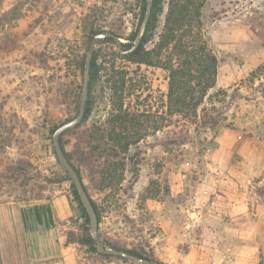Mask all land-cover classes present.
Here are the masks:
<instances>
[{"label": "rangeland", "instance_id": "374dc122", "mask_svg": "<svg viewBox=\"0 0 264 264\" xmlns=\"http://www.w3.org/2000/svg\"><path fill=\"white\" fill-rule=\"evenodd\" d=\"M142 1L0 0V204L57 200L62 216L59 255L36 264H142L100 252L95 244H80L79 238L88 234L104 248L139 249L163 264H187L177 256L188 250V243L169 237L194 217L184 209L200 206L195 196L210 187L219 200L220 183L227 178H241L244 186L238 183L237 189L245 188L264 214V68L255 72L264 64V0H204L202 33L218 64L215 85L196 114L168 113L167 69L122 57L114 40L93 39V32L109 30L132 47L133 33L145 17ZM168 1L163 0L146 50L159 40ZM90 49L99 69L92 111L64 132L66 150L92 125H107L117 99L113 89L121 81L123 109L137 119L135 128L145 131L128 151L139 161L135 182L127 162L118 170L122 183L106 189L83 172L100 215L94 233L84 231L71 181L51 141V131L79 111L81 61L85 65ZM171 58L170 45L161 60ZM224 129L236 132L232 150L221 147ZM258 223L257 241L208 242L205 264H224L230 252L234 264H264V218ZM244 244L252 245L253 250L247 246L244 251H253V257L240 260Z\"/></svg>", "mask_w": 264, "mask_h": 264}, {"label": "trees", "instance_id": "16d2710c", "mask_svg": "<svg viewBox=\"0 0 264 264\" xmlns=\"http://www.w3.org/2000/svg\"><path fill=\"white\" fill-rule=\"evenodd\" d=\"M162 3L163 0H152L150 15L143 29L138 46L128 53H121L118 50V54L136 63L157 65L167 69L169 71L167 93L168 113L174 114L191 111L196 114V110L202 104L207 91L215 85L218 64L216 56L208 47L202 33L200 9L203 6L204 0H169L165 22L159 40L152 49L146 50L144 43L152 35L153 28L158 20V15L162 10ZM145 11L146 0H143V17ZM98 32L101 31L93 32V35ZM136 33L137 30L133 33L134 37ZM105 39L109 41L113 40L110 37H106ZM170 45L172 58L168 62H165V60H161V53ZM130 47V45L122 44V50ZM83 67L84 59L81 61L82 72ZM263 68L264 64L258 66L255 72H259ZM98 72L96 55L94 54L89 65L88 95L82 121H85L92 111V91L97 80ZM123 84L124 82L121 81L119 87H114L113 89V94L117 99L112 104L113 110H111L106 120L107 125L105 127L92 125L86 131L81 132L79 136L76 135L71 151L66 150L62 139L65 131L59 136V143L65 158L81 179L83 187L97 215L98 222L100 215L97 204L90 197L87 186L83 183V172L87 173L90 182L93 184L96 182L100 188L105 189L112 186L113 183H122L124 180L123 173H118V170H122L126 162L131 165L132 182H135L138 176L137 166L139 161L133 158V154L129 155L128 151L131 146L137 145L142 136L145 135V131L141 132L144 129L135 128L137 126V119L131 113H128L126 109H123L122 95H118L119 90H122L121 87H123ZM130 125L132 126V130L129 128ZM64 176L70 180L66 171ZM70 186L74 200L77 202L81 216L86 223V228L84 229L86 232L89 228L88 216L72 182ZM78 242L80 244H88L92 248H94L95 244L94 239L89 234L86 237L79 238ZM109 247L111 249L125 251L135 257L146 258L145 253L139 249H121L117 246ZM149 256L146 259L156 264H163L160 261L154 260L151 257V253Z\"/></svg>", "mask_w": 264, "mask_h": 264}, {"label": "crops", "instance_id": "0c3cea01", "mask_svg": "<svg viewBox=\"0 0 264 264\" xmlns=\"http://www.w3.org/2000/svg\"><path fill=\"white\" fill-rule=\"evenodd\" d=\"M235 136L236 132L224 129L221 134V147L232 150ZM227 179L220 183L219 200L213 196L210 187L204 188L200 197L196 195L200 206L184 209L187 216L189 214L194 217H187L185 229L169 237L176 238L178 243H188V250L177 256L187 264L206 263L208 242L248 243L258 240L255 227L259 225L260 217L264 218L263 211L255 205L254 199L247 194L245 188L237 189L241 178L236 181ZM240 186L243 187L244 182ZM57 202L40 199L27 204H0V264H36L59 255L61 243L57 223L62 216ZM247 246L253 250L250 244L241 245L238 259L247 260L253 257V251L248 255L244 251ZM224 256V264H234L229 260L234 257L231 252ZM218 262L217 260L216 264Z\"/></svg>", "mask_w": 264, "mask_h": 264}, {"label": "water", "instance_id": "95a60500", "mask_svg": "<svg viewBox=\"0 0 264 264\" xmlns=\"http://www.w3.org/2000/svg\"><path fill=\"white\" fill-rule=\"evenodd\" d=\"M151 6H152V0H147L146 14H145L144 20L142 21V23L139 27V30L137 32L134 44L131 48H129L127 50H122V43L120 40L121 38L117 34L113 33L112 31H109V30L96 33L93 36V39L110 37L115 41L117 48L121 53L131 52L139 44L140 33L148 21L150 11H151ZM91 55H92V49H90L86 55V61H85L84 71H83V82H82V91H81L79 111L75 117H73L70 120L63 122L62 124H60L58 127H56L54 129V131L52 133L51 140L53 143L56 159L63 166L65 171L67 172V174L70 178V181L73 183V185L77 191V194L79 196V199H80V201H81V203H82V205L86 211V214H87L88 219H89V231L91 233H94L98 228L97 215H96L95 210H94V208L90 202V199H89V197H88V195H87V193L83 187L81 179L79 178L77 172L72 167V165L69 163V161L65 158L64 152H63V150L60 146V143H59V136L64 131H66L67 129L79 124L83 118L84 109H85V100H86V95H87V90H88L89 65H90ZM95 247L100 252H107L109 254L118 255V256L123 257V258L133 259V260L140 262L142 264H156V263L150 261L149 259L135 257L132 254L127 253V252L122 251V250L104 248L98 242V240L96 238H95Z\"/></svg>", "mask_w": 264, "mask_h": 264}]
</instances>
